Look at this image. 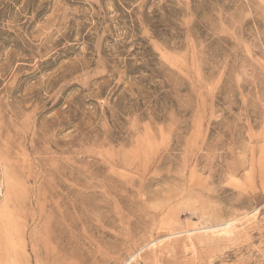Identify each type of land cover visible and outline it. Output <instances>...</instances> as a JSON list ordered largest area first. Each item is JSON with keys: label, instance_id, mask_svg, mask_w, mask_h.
<instances>
[{"label": "rangeland", "instance_id": "374dc122", "mask_svg": "<svg viewBox=\"0 0 264 264\" xmlns=\"http://www.w3.org/2000/svg\"><path fill=\"white\" fill-rule=\"evenodd\" d=\"M0 264H264V0H0Z\"/></svg>", "mask_w": 264, "mask_h": 264}]
</instances>
